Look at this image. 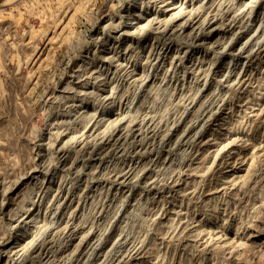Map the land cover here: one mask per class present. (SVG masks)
<instances>
[{"label":"rangeland","instance_id":"rangeland-1","mask_svg":"<svg viewBox=\"0 0 264 264\" xmlns=\"http://www.w3.org/2000/svg\"><path fill=\"white\" fill-rule=\"evenodd\" d=\"M0 264H264V0H0Z\"/></svg>","mask_w":264,"mask_h":264}]
</instances>
